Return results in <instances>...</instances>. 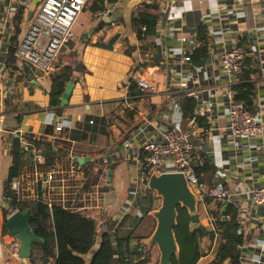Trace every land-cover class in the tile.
Here are the masks:
<instances>
[{
	"label": "crops",
	"instance_id": "0c3cea01",
	"mask_svg": "<svg viewBox=\"0 0 264 264\" xmlns=\"http://www.w3.org/2000/svg\"><path fill=\"white\" fill-rule=\"evenodd\" d=\"M5 1L0 0V16ZM98 1L105 11L92 14L86 11L87 6L73 26L74 38L65 44L52 70L58 72L66 65L74 70L75 88L65 107L61 100L59 108L50 106L51 92L60 91L52 88L50 74L10 64L11 32L0 39V264L21 263L12 256L19 241L5 231L4 191L11 165V135H19L31 148L30 140L51 145L57 152L55 178L63 186H82L87 175L106 171L102 188L105 214L86 210L95 214L100 228H105L108 220L114 227L123 223L119 231L124 234L132 229L139 213L136 200L148 196L140 182L144 145L176 121L188 131L197 130L193 138L196 153L211 155L219 171L216 179L231 193L264 184V135L252 141L228 136L229 81L220 66L224 51L244 39L247 67L256 70V109L264 119V0ZM153 1L159 6L155 13L158 27L139 40L131 27L133 12ZM108 19L115 22L108 23ZM200 23L207 26L209 53L203 66L195 67L185 58L200 46ZM116 35L120 38L113 48H105ZM153 73L162 79L163 92L142 94L137 77L148 78ZM187 97L197 100L200 121L197 116L183 115L181 105ZM17 116L22 117L20 125L14 120ZM57 122L63 123V131H56ZM76 157L90 161L72 170ZM23 176L28 194L34 195L41 178L35 176L34 169H26ZM235 198L246 221L243 264H264V206L249 211L246 200ZM206 219L209 221L208 216ZM155 250L133 256V263L154 264Z\"/></svg>",
	"mask_w": 264,
	"mask_h": 264
},
{
	"label": "trees",
	"instance_id": "16d2710c",
	"mask_svg": "<svg viewBox=\"0 0 264 264\" xmlns=\"http://www.w3.org/2000/svg\"><path fill=\"white\" fill-rule=\"evenodd\" d=\"M108 1L117 2L118 0ZM158 9L157 3L148 4L146 2L133 12L131 27L139 40L147 38L158 27L159 22L155 14ZM86 11L93 14L98 11L103 12L105 9L98 0H89ZM30 21L27 7L18 6L16 16L8 29V34L11 33L8 35L10 46L7 57L10 64H14V68L18 67L15 51L20 44V36L23 35L26 24H30ZM207 34V26L200 23L198 27L200 46L190 54L191 62L195 67L203 66L207 61L209 53ZM119 38V35H116L104 47L112 49ZM238 45L244 48L246 54L248 53L247 43L244 39H240ZM127 52L129 53V51ZM247 63L249 62L245 58L243 74L238 83L231 87V90L234 93L235 101L243 103L251 112L257 113L255 100L258 91L255 82H253L256 70L247 67L249 65ZM251 64L252 62H250ZM50 75L52 88L60 89L58 92H51L50 106L59 108L61 96L67 84L74 79V70L72 66L66 65ZM181 109L185 117L192 119L197 116L198 102L194 98L187 97L183 100ZM196 118L201 120L198 116ZM14 120L16 124L20 125L22 117L17 116ZM92 122L97 124V120ZM30 142L35 149L39 150L37 154L34 153L33 147L23 144L19 135L10 136L11 147L8 155L11 158V165L4 191L7 204V208L4 210L5 221L7 222V218L16 211L25 213L27 210H31L30 226L32 231L43 240V242L33 245L30 264H134L132 257L147 251L146 247L140 245V241L149 237L155 227V220L149 216V212L155 209L154 202L157 200L154 192L148 190L147 197L136 200L135 206L139 213L132 229L126 234L119 231V227L123 223L114 227L108 219L105 228H100V221L92 211H71L59 204L49 207L41 200H22L11 188L13 180L22 178L26 169L33 170L36 166L39 172L45 176L48 171L56 169L57 163V152L51 145L37 140H30ZM36 155L41 158V162L38 164L34 159ZM197 156L203 163L202 165L198 161L193 163L195 172L210 191L221 183L220 179H216L218 168L209 153L200 151ZM99 174L96 172L87 175L84 189L87 190L94 185ZM204 201L210 205L213 200L205 197ZM217 205L214 229L207 231L206 234L196 231L193 237L190 236L189 213L186 209L178 207L179 218L175 233L181 252L180 258L174 257L172 264H198L202 258L210 254L215 242L217 243L216 254L208 264H242V247L247 233L238 223L239 211L235 205H230L226 210V219L224 220L222 216L223 203H217ZM200 206L199 209H201ZM124 219L127 220L128 215H125ZM5 231L10 233L6 223ZM98 238L100 239L99 245ZM207 239L210 246L205 249L203 242ZM157 263L158 260L154 264Z\"/></svg>",
	"mask_w": 264,
	"mask_h": 264
},
{
	"label": "built area",
	"instance_id": "2783aa9c",
	"mask_svg": "<svg viewBox=\"0 0 264 264\" xmlns=\"http://www.w3.org/2000/svg\"><path fill=\"white\" fill-rule=\"evenodd\" d=\"M31 0H6L0 16V39L3 41L8 35L9 25L16 16L17 7H27ZM89 0H44L34 13L29 28L18 45L15 56L17 64L24 68L50 74L55 70L56 60L65 44L74 38L73 26L79 15L87 8ZM246 53L243 47L235 45L226 49L221 57L220 66L227 75L229 81V103L227 107V132L230 138L235 140H256L264 135V119L258 113L251 112L246 106L233 98L231 87L238 83L243 74V61ZM191 62L190 56L185 58ZM136 85L142 94L159 95L163 92V82L158 74L150 77H137ZM181 119V118H180ZM56 131L61 132L64 125L56 123ZM186 130L180 121H176L171 127L162 129L159 138L148 140L144 145L145 160L140 173V182L148 189L147 181L153 172L182 173L189 181L190 186L197 194H201V203L207 208L208 219L215 221L211 213V205L206 204L205 197L211 198L215 203H224L229 200L239 211L238 223L245 227L246 221L242 206L235 197L247 201L249 211L264 206V184L244 189L238 193H231L222 183L217 184L208 191L206 185L197 176L193 163L202 161L197 156L193 138L197 130ZM3 132V128H0ZM220 142L221 139L218 138ZM23 144L26 145L25 141ZM37 154V152H34ZM35 162H41L36 155ZM80 164L73 160L72 170ZM56 169H52L44 176L34 168L35 176L41 178L36 183L34 195H28L27 182L24 178L13 180L11 188L22 200H41L49 207L59 204L71 211L94 210L105 214L103 208V184L106 182V171L99 174L98 182L89 190L84 185H61V180L55 178ZM149 190V189H148ZM211 213V214H210ZM217 246V243L215 242ZM21 245L16 243L12 250V256L18 260ZM21 261V260H20ZM244 260L242 261L243 264Z\"/></svg>",
	"mask_w": 264,
	"mask_h": 264
},
{
	"label": "water",
	"instance_id": "95a60500",
	"mask_svg": "<svg viewBox=\"0 0 264 264\" xmlns=\"http://www.w3.org/2000/svg\"><path fill=\"white\" fill-rule=\"evenodd\" d=\"M44 0H31L28 6V19L31 20L36 12L38 5ZM115 22L108 19V23ZM75 88L74 82L70 81L64 90L61 107L68 105L70 97ZM74 161L84 165L90 158L76 157ZM148 189L161 200L158 208L149 212V216L155 220V228L151 235L140 241V245L148 250L157 248L159 260L157 264H172L174 257L180 258V246L176 237L175 228L178 225V207L186 209L190 216V236L193 237L196 231L206 234V228L201 224L199 205L203 199L201 194H197L190 186L189 181L182 173H157L153 172L148 181ZM232 205L227 200L223 203L222 216L226 219V210ZM31 210L25 213L16 211L7 218V227L10 233L16 237L21 245L19 259L20 264L29 263L32 248L35 243H41L39 238L30 226Z\"/></svg>",
	"mask_w": 264,
	"mask_h": 264
},
{
	"label": "rangeland",
	"instance_id": "374dc122",
	"mask_svg": "<svg viewBox=\"0 0 264 264\" xmlns=\"http://www.w3.org/2000/svg\"><path fill=\"white\" fill-rule=\"evenodd\" d=\"M156 1V0H155ZM156 3V2H155ZM38 7H39V5H38ZM38 7H37V9H38ZM36 9V10H37ZM28 10V9H27ZM28 195H30V194H28ZM145 195H146V193H145ZM160 204H161V200L160 199H157L155 202H154V208H158L159 206H160ZM201 205V206H200ZM200 207H201V209H199V212H200V215H201V224L206 228V230L207 231H211V230H213L214 229V223H215V221L213 222V223H211L210 221H206L207 219V216H208V213H207V208H206V206H204V204L203 203H200ZM210 205H211V213H213V217L215 218V220H216V215H215V211H216V209H217V203H215L214 201H211V203H210ZM210 213V214H211ZM155 224V223H154ZM102 227H104V225H101ZM155 228V227H154ZM209 246H210V243H209V240L207 239V240H204V242H203V247L205 248V249H208L209 248ZM216 250H217V246H215V249L213 250V249H211V254L209 255V257L207 256L206 258H202L199 262H198V264H207L210 260H211V258L213 257H215V254H216ZM154 254H155V261L156 260H159V253H158V251L157 250H155V252H154ZM211 257V258H210Z\"/></svg>",
	"mask_w": 264,
	"mask_h": 264
}]
</instances>
